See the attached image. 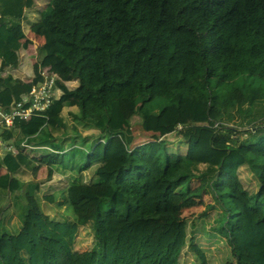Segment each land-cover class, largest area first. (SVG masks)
<instances>
[{
  "label": "trees",
  "instance_id": "obj_1",
  "mask_svg": "<svg viewBox=\"0 0 264 264\" xmlns=\"http://www.w3.org/2000/svg\"><path fill=\"white\" fill-rule=\"evenodd\" d=\"M35 5L0 0V104L30 92L41 66L60 75L62 94L46 117L16 122L3 135L60 152L40 160L47 179L54 165L73 175L67 188L43 199L59 209L69 204L74 221L45 212L40 181L15 177L34 158L0 156V191L11 194L0 206V264H181L183 209L206 192L222 208L217 230L235 264H264V125H254L264 119V0H52L34 24L45 44L25 82L2 73L19 66V51L28 47L21 19ZM66 107L78 108L71 124ZM238 115L253 125L244 129L247 139L229 146L231 134L243 133L230 126ZM137 116L155 141L135 145ZM205 130L227 151L219 163L167 147L171 134L190 141ZM246 164L259 180L255 192L240 177ZM90 168L100 181L83 174ZM16 209L20 224L12 227ZM92 220L96 244L78 251L79 228Z\"/></svg>",
  "mask_w": 264,
  "mask_h": 264
},
{
  "label": "rangeland",
  "instance_id": "obj_2",
  "mask_svg": "<svg viewBox=\"0 0 264 264\" xmlns=\"http://www.w3.org/2000/svg\"><path fill=\"white\" fill-rule=\"evenodd\" d=\"M41 1L48 2L49 0ZM4 74L7 75L8 73L4 72ZM238 116L233 122H230V126L238 127L239 130H243V133L235 132L231 134L230 138L234 142L231 141L229 146L239 144L243 140L247 139L249 136L245 133L244 129L253 125H249L248 122H245L246 119H248L247 116L246 118H242L241 116L243 115ZM68 120L70 121V119ZM142 121L143 118L141 116H137L132 124L133 132H135L138 136V140L135 145L139 146L155 141L154 135L144 134ZM255 124H257L255 128L264 125V119L255 122L254 125ZM181 128L182 126H180V129ZM213 135L214 133L212 131L205 130L200 137L193 138L190 141L183 140L182 137L175 133L167 136L165 139L167 141V147L171 152L192 155L203 161L219 163L227 151L225 149L223 150L217 148L212 144ZM94 137L99 138L97 133H94ZM46 174L47 170L44 167L42 174L40 175L41 179H44ZM240 177L244 186L250 192H255L259 189V180L253 169L248 164L240 168ZM100 180L101 179L95 175V181ZM198 185L199 182L194 180L192 184L193 192L197 190ZM50 191L51 189L46 188L45 190H42L40 194V198L43 200V208L56 217H63L65 219L74 217L72 208L69 204L64 208V213L58 206H53L43 199L44 194H47ZM4 200L6 201L7 198L3 197L2 201ZM18 213L19 211L17 209L13 212V218L10 222H8L10 223V226L15 227L20 224ZM222 213V208L219 204L215 203L213 196L209 192H206L201 196H193L192 205L185 207L182 213L188 223V244L182 253L181 264H204L202 258L197 254V252L192 250V242L204 250L207 256V264L236 263V258L231 244L228 242L226 236L217 230ZM94 222L95 220H92L79 228L78 236L75 242L76 250L85 252L91 250L95 246L96 239Z\"/></svg>",
  "mask_w": 264,
  "mask_h": 264
},
{
  "label": "crops",
  "instance_id": "obj_3",
  "mask_svg": "<svg viewBox=\"0 0 264 264\" xmlns=\"http://www.w3.org/2000/svg\"><path fill=\"white\" fill-rule=\"evenodd\" d=\"M51 2H52V0H49L48 2H43L41 0H35V3H36L35 7L32 9H28L26 11L25 17L23 19H21V25H22V28H23L25 34H26V40L28 41V47L21 48L19 51V56H20L19 66L17 68H13V69L8 68V69H6L5 73H10L15 78H19L25 82H30L32 80V78L34 77V66L39 61V49L45 44L44 34L43 33H36L34 30V24L39 20L41 12L43 10H45L51 4ZM0 68H1V59H0ZM2 75H6V74H4V72H3ZM66 84L70 88H75L79 83H78V80H74V81L66 82ZM77 110H78L77 107H66L64 109V112H63V117H64L65 121H68L71 124L72 121L68 120V119H71L70 112L71 111L76 112ZM89 131H91L93 133H97L96 130H85V132H83V135L84 136L87 135V132H89ZM144 134L155 136V134L153 132H147L145 130H144ZM69 135L71 137H75L76 134L70 133ZM134 135L136 136V141H137L138 136L135 132H134ZM89 137H91V136H89ZM91 139H92V137H91ZM68 144L69 143L67 142L66 143L67 149L70 148V146ZM136 146H139V145H136ZM46 155H47V153L44 154V156H46ZM3 156L4 155H2V157ZM44 167L47 170V174H46V177L44 179H41L40 175L42 174ZM51 168H53V175L51 178L47 179L48 171H49L48 165L40 164V160L37 158H34L32 167H25V166L22 167L15 174V177H17L18 179H20L23 182H27V181H31V180L40 181L42 190H45L46 188L51 189V191L47 194H53V193H56L58 191H61L65 188H67L73 174L71 171L63 170L59 165H54ZM7 172H8V170L6 167H3L1 169L2 174H5ZM83 174L86 177H89L90 179L95 178L94 173H93V168L85 170ZM39 194H41V193H39ZM3 197L9 198V197H11V194L8 193L7 195H3L0 191V206L3 205V203L5 202V200L2 201ZM51 205L54 206V204H51ZM64 208H65V206L61 207L60 210L65 213ZM45 212L54 219H57V220H64L65 219L63 217H56L55 215H52L51 213H49L46 210H45ZM68 220L74 221V218L71 217V218H68ZM7 225H9V224L7 223Z\"/></svg>",
  "mask_w": 264,
  "mask_h": 264
},
{
  "label": "built area",
  "instance_id": "obj_4",
  "mask_svg": "<svg viewBox=\"0 0 264 264\" xmlns=\"http://www.w3.org/2000/svg\"><path fill=\"white\" fill-rule=\"evenodd\" d=\"M60 79V75L51 67L41 66L39 79L33 84L30 92L23 94L9 107L0 104V156L7 153H27L30 157L41 160L46 153H60L51 146L36 145L27 138L16 143L14 138L6 139L3 135L14 128L16 122L29 121L35 116L46 117L49 107L62 94L57 84Z\"/></svg>",
  "mask_w": 264,
  "mask_h": 264
}]
</instances>
